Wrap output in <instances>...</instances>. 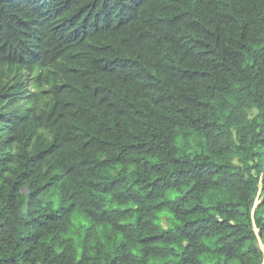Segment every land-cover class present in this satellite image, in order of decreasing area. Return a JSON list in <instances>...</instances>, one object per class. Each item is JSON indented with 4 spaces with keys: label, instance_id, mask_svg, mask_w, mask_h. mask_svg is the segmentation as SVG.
Returning <instances> with one entry per match:
<instances>
[{
    "label": "trees",
    "instance_id": "trees-1",
    "mask_svg": "<svg viewBox=\"0 0 264 264\" xmlns=\"http://www.w3.org/2000/svg\"><path fill=\"white\" fill-rule=\"evenodd\" d=\"M0 264H264V0H0Z\"/></svg>",
    "mask_w": 264,
    "mask_h": 264
},
{
    "label": "rangeland",
    "instance_id": "rangeland-1",
    "mask_svg": "<svg viewBox=\"0 0 264 264\" xmlns=\"http://www.w3.org/2000/svg\"><path fill=\"white\" fill-rule=\"evenodd\" d=\"M258 203V200L256 201V204ZM56 205H57V201L55 200V199H53V206L54 207H56ZM164 218V219H163ZM167 218H170V215H169V213L167 212V211H162L161 213H160V219L161 220H163L162 222L163 223H161L162 224V226L164 227V228H166V227H170V226H172L174 223H176V221H174V220H172V219H167Z\"/></svg>",
    "mask_w": 264,
    "mask_h": 264
}]
</instances>
